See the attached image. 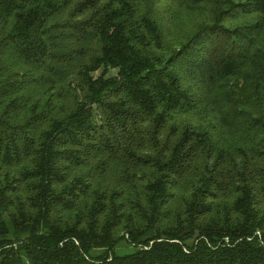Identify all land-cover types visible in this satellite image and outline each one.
I'll list each match as a JSON object with an SVG mask.
<instances>
[{"label": "trees", "instance_id": "16d2710c", "mask_svg": "<svg viewBox=\"0 0 264 264\" xmlns=\"http://www.w3.org/2000/svg\"><path fill=\"white\" fill-rule=\"evenodd\" d=\"M0 264H264V0H0Z\"/></svg>", "mask_w": 264, "mask_h": 264}, {"label": "rangeland", "instance_id": "374dc122", "mask_svg": "<svg viewBox=\"0 0 264 264\" xmlns=\"http://www.w3.org/2000/svg\"><path fill=\"white\" fill-rule=\"evenodd\" d=\"M178 5V7H177V11H178V15H180L178 18L181 20L182 19V16H183V20L179 23L182 27H184V29L186 30V31H190V30H192L194 27H196L202 20H204L205 18H206V16L205 15H200V13L202 12V10H199V9H197V10H194V11H191V12H187L186 11V13L188 14L186 17L183 15L184 13H185V7H183V6H198V4L197 5H195V4H191V3H189V4H186V2H184V1H181L180 3H176V5H173L172 3H171V5L170 6H172V9L174 8V7H176ZM207 5H209V4H200L199 6H207ZM162 6H165V3H162ZM177 15V16H178ZM120 249H119V251L120 252H129L130 250L128 249V250H125V251H123V250H121V248L123 249H126V246H120L119 247Z\"/></svg>", "mask_w": 264, "mask_h": 264}]
</instances>
